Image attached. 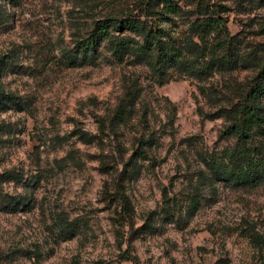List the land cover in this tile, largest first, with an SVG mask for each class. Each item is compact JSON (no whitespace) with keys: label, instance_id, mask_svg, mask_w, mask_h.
<instances>
[{"label":"rangeland","instance_id":"374dc122","mask_svg":"<svg viewBox=\"0 0 264 264\" xmlns=\"http://www.w3.org/2000/svg\"><path fill=\"white\" fill-rule=\"evenodd\" d=\"M135 1L0 0V93L12 95L0 103V172L21 175L0 179V194L22 200L0 199V264H264V182L217 180L203 161L234 141L220 134L225 118L203 113L234 101L254 66L204 77L171 69L158 85L146 64L114 61L104 46L94 64L62 63L60 51L94 19ZM173 2L178 9L158 23L175 44L195 41L190 22L214 4L241 50L262 55V0ZM131 86L132 113L111 128ZM140 136L151 145L122 179L120 205L113 188ZM62 218L77 221L69 237L58 234Z\"/></svg>","mask_w":264,"mask_h":264},{"label":"trees","instance_id":"16d2710c","mask_svg":"<svg viewBox=\"0 0 264 264\" xmlns=\"http://www.w3.org/2000/svg\"><path fill=\"white\" fill-rule=\"evenodd\" d=\"M177 9L173 0H137L131 7L116 15L94 19L83 36L75 39L71 47L60 51L62 63L94 64L101 55V46H104L114 61L131 57L132 61L146 64L158 85L169 80L171 69L204 77L214 70L254 66L255 72L239 88L234 101L203 113L208 119L219 116L225 118L226 125L220 134L234 138L232 145L217 153H208L203 161L215 179L243 188L255 187L264 182V42L260 44L261 56L252 50H241L237 36L228 32L221 17L217 15L219 5L206 4L190 22L195 41L190 40L186 46L175 44L158 21ZM138 95V87L131 86L117 99L108 118L111 128L124 123L132 113ZM11 96L1 92L0 103L5 105V100H12ZM75 133L85 142L94 137V134L81 129H77ZM256 138L257 143L254 141ZM150 145L148 137H138L137 145L132 149V157L129 156L123 162L119 174L121 176L115 182L112 192V198L120 205L127 202L121 181L135 174L134 159L146 158ZM0 179L20 180L21 175L5 170L0 172ZM0 199L7 205L22 202L19 195L5 193L0 194ZM197 204L198 199L193 195L190 210L193 211ZM76 226L75 219H60L59 236H71Z\"/></svg>","mask_w":264,"mask_h":264}]
</instances>
